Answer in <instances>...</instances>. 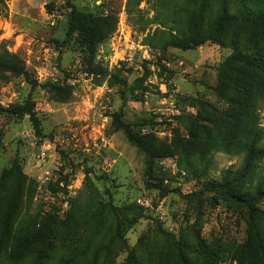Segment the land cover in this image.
<instances>
[{
    "label": "rangeland",
    "instance_id": "obj_1",
    "mask_svg": "<svg viewBox=\"0 0 264 264\" xmlns=\"http://www.w3.org/2000/svg\"><path fill=\"white\" fill-rule=\"evenodd\" d=\"M160 3L0 5V52L19 57L25 74L0 73L4 264H177L171 245L180 243L198 250L190 264L257 258L246 204L206 188L243 169L244 156L196 160L203 148L187 133L206 140L215 108L227 107L219 81L232 50L164 47L174 2ZM72 7L99 18L91 49L69 31ZM259 114L264 130V101ZM230 187L243 193L247 181Z\"/></svg>",
    "mask_w": 264,
    "mask_h": 264
},
{
    "label": "trees",
    "instance_id": "obj_2",
    "mask_svg": "<svg viewBox=\"0 0 264 264\" xmlns=\"http://www.w3.org/2000/svg\"><path fill=\"white\" fill-rule=\"evenodd\" d=\"M5 1L0 0V5ZM174 2L165 12L169 31L159 33L165 36L163 46L189 50L210 42L232 50V56L224 64L225 73L219 85L224 93L219 97L227 107L216 110V117L210 120V127L204 128L206 140L196 136L195 129H188V136L195 149L194 159L200 154L217 152L243 155L241 170L224 172L225 181L207 184L208 192L221 191L231 194L234 201L246 204L247 218L256 239V259L243 258L236 253L239 264H264V212L257 206L264 200V175L259 177L260 163L264 159V130L260 127L259 110L264 101V0H160ZM160 3V4H161ZM161 16V14L159 15ZM156 16V24L166 25ZM69 31L80 33L81 42L93 47L99 33V18L91 13H81L73 7L69 14ZM162 27V26H161ZM22 76L24 67L14 54L0 52V73ZM137 99V98H136ZM214 111V109H212ZM204 141L205 144H202ZM182 145L184 155L191 145ZM188 146V147H187ZM207 165H209L207 163ZM208 171L207 166L204 170ZM246 179L247 190L237 194L230 184H241ZM5 233L0 235V254L5 251ZM202 249L213 256L206 244ZM177 264H190L187 253L197 259L198 250L193 245L182 243L171 245ZM247 249V247L245 248ZM170 253V251H169ZM0 264L4 261L0 259ZM156 264V263H155Z\"/></svg>",
    "mask_w": 264,
    "mask_h": 264
},
{
    "label": "built area",
    "instance_id": "obj_3",
    "mask_svg": "<svg viewBox=\"0 0 264 264\" xmlns=\"http://www.w3.org/2000/svg\"><path fill=\"white\" fill-rule=\"evenodd\" d=\"M56 81V80H55ZM263 161H264V159H263Z\"/></svg>",
    "mask_w": 264,
    "mask_h": 264
}]
</instances>
